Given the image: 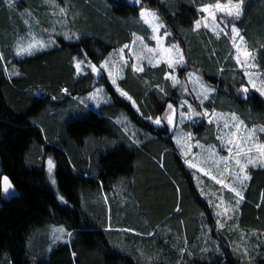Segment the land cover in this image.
Here are the masks:
<instances>
[{
	"label": "trees",
	"instance_id": "trees-1",
	"mask_svg": "<svg viewBox=\"0 0 264 264\" xmlns=\"http://www.w3.org/2000/svg\"><path fill=\"white\" fill-rule=\"evenodd\" d=\"M10 2L0 0V179L7 176L16 195L0 193V264H264V169L250 172L239 210L219 220L221 227L179 157L172 131L145 119L164 115L169 103L196 105L185 77L192 72L214 89L204 107L234 114L247 128L264 127V99L235 62L231 36L193 30L199 9L216 0ZM141 8L158 15L170 33L166 43L179 46L185 63L177 87L165 79L164 64L139 74L126 68L119 87L138 113L105 74L87 69L77 75L73 57L83 50L99 66L133 34L149 43ZM234 23L264 78V0H244ZM28 31L55 43L16 56L17 39ZM64 32L79 39H64ZM242 85L249 88L247 99ZM97 86L110 103L93 110L78 98ZM125 118L126 124L116 123ZM185 129L196 142L219 145L205 119ZM258 140L264 142V133ZM58 225L72 235L47 253L50 228Z\"/></svg>",
	"mask_w": 264,
	"mask_h": 264
},
{
	"label": "snow or ice",
	"instance_id": "snow-or-ice-1",
	"mask_svg": "<svg viewBox=\"0 0 264 264\" xmlns=\"http://www.w3.org/2000/svg\"><path fill=\"white\" fill-rule=\"evenodd\" d=\"M135 3H139V0H134ZM51 3H53L54 6L58 7V5H55V0H51ZM243 3L244 0H225V2H221V0H216L214 4H207L202 6L199 11L202 13H205L206 15L203 16L201 19L205 21L204 27H208V23L206 22L209 18H211L212 21V30L213 32H216V29H219L221 32H224L225 35L231 36L232 45L235 49L236 55L235 60L238 65H240L242 68L245 69L244 75L247 77V82L249 85H251L252 89H255L256 92L260 94V96L264 97V78H259V84H257L256 80V74L249 72L248 69L250 68H258V65L254 63L255 57L252 55V53L247 50V45L244 43L245 38L242 36L239 32V29L235 26L234 21L238 20L241 15L243 14ZM9 7H12V4L9 0ZM217 13L221 14L219 17V23H217L218 16ZM55 15V13H53ZM59 14L61 16H66V9L63 7L59 8ZM140 18L141 20L148 25L151 28L152 36L151 39L155 40L157 42V45L159 46L161 44V41L165 40L167 36L170 34L165 31L163 32V35L160 34V29L164 26L159 22V17L155 12H152L149 9L141 8L140 11ZM27 23V21H25ZM220 24L224 25V28H220ZM201 27V20L195 21V28L193 30H198ZM230 27V32L226 31ZM54 30V29H53ZM63 38L67 40H72L73 37H75L77 40L79 39V36H77L75 33L69 34L68 32L62 33ZM218 35V33H217ZM135 37V34H133ZM139 40L141 42L142 48H146L147 52L149 54L154 53L157 51V49L149 48L147 45L143 44V37H137L132 41V44H136V40ZM239 41V43L237 42ZM55 43L54 40H49L48 42H45L43 40L40 41H33L27 44V46H24V44L20 41H18L15 45V55L16 56H23L28 55L31 56L34 54L35 51H39L43 48L48 47L50 44ZM129 48V45H124L122 48H120L118 51L119 54V63L121 67H127L129 65V59H126L124 56V49ZM242 48L243 53H242ZM131 51V50H130ZM162 53L167 54V59L161 60V59H155L152 56H143L139 54L132 53V57L136 62L131 63V69L133 72L140 73L144 71L143 65L140 63V61L147 59V62L152 67L158 66L161 62H164L168 65L170 69H174L177 65H183L185 63L184 55L179 48L178 45L173 44L170 47H163L161 49ZM241 53L243 55V59H241ZM3 54L0 53V60H3ZM74 61V69L76 71L77 75H87L88 73L85 72V69H90L91 74L96 75L97 77L103 78L104 73L107 72V76L111 81V84L115 86V91L119 93L121 97H125L127 100L131 101L133 107H136V111L139 113L140 109L136 106V102L133 100V98L123 89H121L117 83V79H122L123 77H119L118 75L114 74L112 70L109 69V64L112 63L113 67H116L117 62L111 61V56L109 58H106L102 62H100L99 66H97L96 63H93L89 57L87 52L81 50V54L78 57H73ZM18 74V73H16ZM189 78L195 77V80H193L194 83H199L200 85V91L198 93V99L200 100V104L202 105L205 100L209 99L210 94L214 91V89L210 88L209 86H206L200 81L199 77L195 75V73H189ZM165 79H171L173 87H175L177 84L180 83V81L172 75V73H166ZM64 92H67V89H63ZM163 91V90H161ZM187 91V89H185ZM239 91L243 94V98L247 99V94L249 92V88L246 86H241ZM103 94V89H97L95 93H93L91 96L88 97L90 100H97L99 102V99L101 98ZM55 99V97H53ZM81 103H84L83 100H81ZM185 104H188L187 101H184L180 107L183 108ZM188 109L190 112L194 111L192 109L191 104H188ZM142 115V113H141ZM177 115V110L173 106V104L169 103L167 104V108L164 112V115L158 116V117H145V119L151 121L156 126H173L175 123ZM204 115L207 116L209 113L207 111L204 112ZM181 118H184V114L180 113ZM190 118V117H189ZM223 119V117L220 114H217V120ZM232 119L236 120L235 115H232ZM213 120H209L208 123H213ZM116 123L118 124H126V118L125 120H117ZM234 127L236 129V133H232V138L224 140L223 137L218 136V139H221L223 141L222 147H225L228 152L227 157H222V160H234L235 166L238 168V171L235 172V181L238 182L241 186H244V182L251 179V176L248 174L247 169L249 166L252 167H264V142H255L254 138L256 136V129L252 128L250 130H247V126L244 125L243 121H240L238 124L229 125L228 121H224V128H230ZM245 128L247 130L246 135L244 136H237V133L240 132L241 128ZM125 133L127 134V128L124 129ZM261 133H264V127H261L259 129ZM133 136L135 133L132 134ZM190 138V134H189ZM250 142H252L250 144ZM133 143H135L137 146H139V141L133 140ZM177 143L181 146L182 152L184 154H187L189 148L185 146L182 139H178ZM200 147H203L202 145H198ZM235 149V151H234ZM255 151L256 155H252V153ZM243 158V159H242ZM48 170L51 173L54 165L51 158L48 159ZM185 163L188 164L189 168H195L201 173H203L205 176H209L210 179L214 180L217 184H221L224 187H229L230 191L234 192L236 197H239V199L236 201V206H239V203L241 200H243V195L240 191H238L235 187H231L229 185L224 184V180L221 178H218L216 175H212L211 171L199 167L198 164L193 163L189 160H185ZM215 163V161H214ZM163 167V165H161ZM227 171V169H225ZM222 175V173H221ZM52 183H55V180L52 181ZM12 188V184L9 181V178L7 176L3 177V191L5 193H8L9 189ZM201 194L204 195L203 190L201 191ZM61 199H63L61 197ZM211 203V201H209ZM216 207H220V205H216ZM178 210V209H177ZM228 209H225V212H227ZM217 217L221 215L220 212L216 213ZM231 219V217H228ZM217 224H220L219 219L217 220ZM221 227H223V224H220ZM58 231L63 235L65 234L66 230L64 228L58 229ZM127 231V230H126ZM69 237H71L72 233L67 232L66 233ZM61 236H57L56 240H60L62 238ZM245 254L247 252L245 251Z\"/></svg>",
	"mask_w": 264,
	"mask_h": 264
},
{
	"label": "rangeland",
	"instance_id": "rangeland-1",
	"mask_svg": "<svg viewBox=\"0 0 264 264\" xmlns=\"http://www.w3.org/2000/svg\"><path fill=\"white\" fill-rule=\"evenodd\" d=\"M14 6L16 8H18V4L14 5ZM140 11H141V9L139 10V18H140ZM152 12H154V11H152ZM200 13H201V15H200L199 20H201V27L199 29L204 28V29L210 31L211 33H213L216 36H218L219 34L222 33L219 29H216V32H213L211 18H209L206 21L209 26L208 27H204L205 21L203 19H201V18L203 16H205L206 14L202 13L201 11H200ZM217 16H221V14L217 13ZM140 20H141V18H140ZM159 22L162 24L160 19H159ZM142 23L144 25H146L143 21H142ZM146 26L150 30V42L147 43L143 39V44L147 45V47H149V48L157 49V51L154 52V53L149 54L147 52L146 48H142L141 42L138 39L136 40V44L133 45L132 41L134 39H136L137 37H141V36L135 34V37H134L132 35L131 42L129 44H127V45H129V48L124 49V56H125L126 59H129V65L128 66H130L131 63L136 62L133 58H131L133 52L135 54H139V55H143V56H149L150 55V56L154 57V60L155 59H161V60L167 59V54L162 53L161 49L163 47H170L171 45H168L166 43V39H165V40L161 41V44L158 46L157 42L155 40L151 39V36H152L151 28L148 25H146ZM163 30H164V27L160 29V34L161 35H163V32H164ZM217 33H218V35H217ZM40 40H43L45 42L49 41V39H43L40 35H37V34H35L34 32H31V31H28L27 36L18 38L17 42L20 41V42H22L24 44V46H27V44L30 43V42L40 41ZM237 42L239 43L238 40H237ZM244 43H245V41H244ZM52 45L53 44H50L48 47L43 48V49H41L39 51L50 49L52 47ZM233 49H234V47H233ZM117 50H119V49H117ZM117 50L111 51L107 55L106 58H109L111 56V61L117 62L115 68L113 67L112 63H110L109 64V69L112 70L114 72V74L118 75L119 77H124L125 70H126V68L128 66L127 67H121L120 66L119 54H118ZM243 50L244 49L242 48V53H243ZM247 50H248V48H247ZM39 51H35L34 54L39 52ZM242 53H241V59H243ZM235 55H236V52H235V49H234L233 57H235ZM234 60H235V58H234ZM235 62H236V60H235ZM140 63L143 65L144 69L147 68V67H152L151 65L148 64L147 59H144V60L140 61ZM254 63H255V61H254ZM161 64L166 65L167 68L169 69V71L172 73V75H174L180 81V79H181L180 71L183 68L184 64L182 66L181 65H177L174 69H170L168 67V65L166 63H164V62H161L159 65H161ZM238 67L244 73L245 69L242 68L240 65H238ZM86 70H87V68L85 69V71ZM248 71L256 74V77H257L256 82H257V84H259V78H262V73H261L259 67L258 68H254V69L250 68V69H248ZM189 73H192V72H185V77H186L187 82L189 84L190 91H191L194 99L196 100L195 101L196 105L192 104L188 100H182L179 103L178 107L176 108L177 115H176V119H175L174 125L173 126H168V128L173 133L172 140H173V143L175 145L176 151H177L179 157L183 160L184 163H185V160H189V161H191L193 163L198 164L199 167H203V168L211 171L212 175H216L218 178L223 179L225 185H229L231 187H235L243 195V192H244V190L247 187L248 181L244 182V186H241L238 182L235 181L234 174H235V172L238 171V168L235 166L234 160H222L221 159L222 157H227L229 154L227 152V149L225 147H222L223 141L221 139H218V136H220V137H223L224 140H227V139L232 138V133H236V129L234 127L224 128V121L225 120L228 121L229 125H234V124H238L241 121V119L235 115L236 120H233L232 119V115L233 114H231V113L216 112L214 110H209L206 107H204V104L210 99L211 95L214 94V91L210 94L209 99L205 100L203 102V104L201 105L200 104V100L197 98L198 97V93L200 91V85H199V83H194L193 82V80H195V77L189 78V75H188ZM104 74L106 75L108 81L110 82L111 87L115 91V86H113L111 84V81H110V79L107 76V72H105ZM137 74H139V73H137ZM196 76H198V75H196ZM199 79H200V81H202V83L204 85L208 86L206 83L203 82V80L200 77H199ZM245 79H246V82H247V77L246 76H245ZM120 80L121 79H119V78L117 79L118 85H119V81ZM168 80L172 84V80L171 79H168ZM247 84H248V82H247ZM177 86H178V84L175 87H177ZM248 86H249V88L251 90H253L255 93L260 95L258 92L255 91V89H252L251 85L248 84ZM97 89H103V94H102L101 98L99 99V102H97V100L88 99V97L91 96L93 93H95ZM115 93L121 99H123V100L129 102L130 104H132L131 101L127 100L125 97H121L119 95V93H117L116 91H115ZM262 98L264 99V97H262ZM78 100L79 101L83 100L85 105H88L91 109L96 110L102 105L109 104L110 103V96L105 91L104 87L97 86L91 92L87 93L86 95L80 96L78 98ZM184 101H187L188 104H191L192 109L194 111H192V112L189 111L188 104H185L184 107L181 108L180 105ZM205 111H207L209 113V115L205 116L204 115ZM180 113L184 114V118L183 119L181 118ZM217 114H220L223 117V119L217 120ZM203 119H205L207 123H208L209 120H213L214 121L213 123H211V125H213V127L215 128L216 139H217V141L219 143L218 146L203 145V144H201L199 142H196L194 140L192 134L185 129V126L195 125V124L199 123ZM123 120H125V119H123ZM126 121L128 122V119H126ZM208 124H210V123H208ZM153 125H155V124H153ZM157 127H160V126H157ZM250 129H252V128H247V130H250ZM255 129L257 131H256V136H255L254 140H255V142H259L258 133H260V131H259L260 128L258 127V128H255ZM247 130L242 127L240 132L237 133V136L246 135ZM189 134H190V138H189ZM178 139H182L184 144H185V146L189 148L187 154H184L182 152L181 146L177 143ZM251 143L252 142H250V144ZM198 145H202L203 147H200ZM234 151H235V149H234ZM252 155H256L255 151L252 153ZM214 161H215V163H214ZM185 164L188 166L187 163H185ZM190 169L192 170L194 183H195V186H196L201 198L203 200H205L209 204V206H211V208L213 209V212L215 213V215H216L217 212L221 213V215L219 217H217L219 220H222L224 217H228L233 212L239 210V206L238 207L236 206V201L239 199V197H236L235 193L230 191L229 187H224L221 184H217L214 180L210 179L209 176H205L203 173H201L200 171H198L195 168H190ZM225 169H227V171H225ZM257 169H262L263 170L264 167H259V166L258 167H252V166H249V168L247 169L248 174L250 175L251 171L257 170ZM221 173H222V175H221ZM48 178H49L51 184L55 185V183H52V181L54 180V167H53L51 173L48 170ZM202 190H203L204 195L201 194ZM209 201H211V203H209ZM240 203H241V201H240ZM240 203H239V205H240ZM216 205H220V207L217 208ZM0 206H1V204H0ZM225 209H228V211L225 212ZM61 227L62 226L58 225V226H52L50 228V231H49V234H48V238H47L48 242H47V245H46L47 253L51 252V250L54 247H56L57 245L69 242V236L66 234V232H65V234L62 235L58 231V229H60ZM61 235H62V238L60 240H56V237L57 236H61Z\"/></svg>",
	"mask_w": 264,
	"mask_h": 264
},
{
	"label": "water",
	"instance_id": "water-1",
	"mask_svg": "<svg viewBox=\"0 0 264 264\" xmlns=\"http://www.w3.org/2000/svg\"><path fill=\"white\" fill-rule=\"evenodd\" d=\"M0 193L1 196L5 199H10L16 195L13 186L11 189H9L8 193H5L3 191V178L0 179Z\"/></svg>",
	"mask_w": 264,
	"mask_h": 264
},
{
	"label": "crops",
	"instance_id": "crops-1",
	"mask_svg": "<svg viewBox=\"0 0 264 264\" xmlns=\"http://www.w3.org/2000/svg\"><path fill=\"white\" fill-rule=\"evenodd\" d=\"M228 217H229V216H228ZM228 217H224V218H223V220H227V219H228Z\"/></svg>",
	"mask_w": 264,
	"mask_h": 264
}]
</instances>
